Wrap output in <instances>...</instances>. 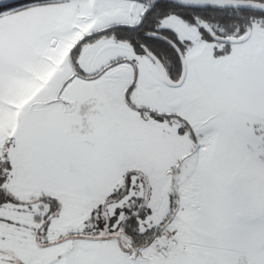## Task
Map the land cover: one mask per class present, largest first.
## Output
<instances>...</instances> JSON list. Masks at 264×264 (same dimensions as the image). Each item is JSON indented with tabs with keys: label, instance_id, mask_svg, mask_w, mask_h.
I'll return each mask as SVG.
<instances>
[{
	"label": "snow or ice",
	"instance_id": "obj_1",
	"mask_svg": "<svg viewBox=\"0 0 264 264\" xmlns=\"http://www.w3.org/2000/svg\"><path fill=\"white\" fill-rule=\"evenodd\" d=\"M0 264H264V0H0Z\"/></svg>",
	"mask_w": 264,
	"mask_h": 264
}]
</instances>
